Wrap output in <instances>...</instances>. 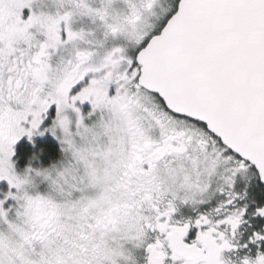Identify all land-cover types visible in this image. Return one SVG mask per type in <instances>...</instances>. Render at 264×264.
Listing matches in <instances>:
<instances>
[{"label": "snow or ice", "instance_id": "snow-or-ice-1", "mask_svg": "<svg viewBox=\"0 0 264 264\" xmlns=\"http://www.w3.org/2000/svg\"><path fill=\"white\" fill-rule=\"evenodd\" d=\"M0 264H264V0H0Z\"/></svg>", "mask_w": 264, "mask_h": 264}]
</instances>
